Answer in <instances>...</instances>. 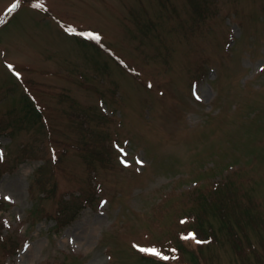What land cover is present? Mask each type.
<instances>
[{"label":"rangeland","instance_id":"obj_1","mask_svg":"<svg viewBox=\"0 0 264 264\" xmlns=\"http://www.w3.org/2000/svg\"><path fill=\"white\" fill-rule=\"evenodd\" d=\"M0 264H264V0H0Z\"/></svg>","mask_w":264,"mask_h":264},{"label":"snow or ice","instance_id":"obj_2","mask_svg":"<svg viewBox=\"0 0 264 264\" xmlns=\"http://www.w3.org/2000/svg\"><path fill=\"white\" fill-rule=\"evenodd\" d=\"M15 7H16V5H13L12 8L9 9V12H11ZM89 35H93L94 38L99 39V37H98V36H95L94 34H89ZM198 242H199V241H198ZM141 250H142V251H145V252H151V253H153V254L159 255V252H158L156 249H154V248H150V249H141ZM165 259H167V257H165Z\"/></svg>","mask_w":264,"mask_h":264}]
</instances>
